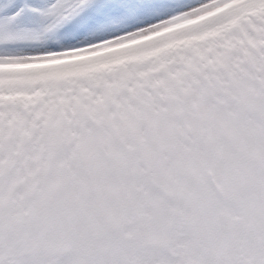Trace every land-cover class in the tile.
I'll use <instances>...</instances> for the list:
<instances>
[{"label": "snow or ice", "instance_id": "6c2138e0", "mask_svg": "<svg viewBox=\"0 0 264 264\" xmlns=\"http://www.w3.org/2000/svg\"><path fill=\"white\" fill-rule=\"evenodd\" d=\"M0 264H264V0H0Z\"/></svg>", "mask_w": 264, "mask_h": 264}]
</instances>
